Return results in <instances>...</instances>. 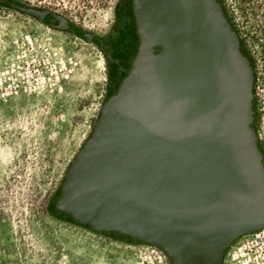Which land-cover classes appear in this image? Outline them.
Returning a JSON list of instances; mask_svg holds the SVG:
<instances>
[{
    "label": "water",
    "instance_id": "obj_1",
    "mask_svg": "<svg viewBox=\"0 0 264 264\" xmlns=\"http://www.w3.org/2000/svg\"><path fill=\"white\" fill-rule=\"evenodd\" d=\"M0 2L58 30L74 26ZM114 7L132 19L136 50L69 161L54 206L92 231L156 247L168 264H220L234 239L264 229L251 63L219 0Z\"/></svg>",
    "mask_w": 264,
    "mask_h": 264
},
{
    "label": "rangeland",
    "instance_id": "obj_2",
    "mask_svg": "<svg viewBox=\"0 0 264 264\" xmlns=\"http://www.w3.org/2000/svg\"><path fill=\"white\" fill-rule=\"evenodd\" d=\"M12 1L101 33L118 0ZM255 1L235 3L229 19L252 61L253 127L264 163V0ZM63 30L0 5V264H158L144 243L116 241L48 213L105 89L97 47ZM244 235L220 264H264V234Z\"/></svg>",
    "mask_w": 264,
    "mask_h": 264
},
{
    "label": "flooded vegetation",
    "instance_id": "obj_3",
    "mask_svg": "<svg viewBox=\"0 0 264 264\" xmlns=\"http://www.w3.org/2000/svg\"><path fill=\"white\" fill-rule=\"evenodd\" d=\"M233 1L234 0H224V2L222 3L221 10L226 21L235 31L239 44L244 50L240 36L238 35V32L234 29L229 19L230 10L234 9L233 5L235 3L239 4L240 2V0H235V2ZM255 2H261V0ZM0 5L4 7L7 6V4L1 2ZM36 10L40 11L41 9H36ZM112 12L113 15L110 24L101 33L86 31L76 27L75 25L73 27L68 28V30L78 35V37H80L81 39L90 40V43L95 45L99 53L101 54L104 65V75H105V89L102 95L103 101L109 95L114 93L118 83L120 82L121 78L124 76L125 71L129 67L130 61L133 57V54L137 46V38H136L132 19L126 14V12H124L120 8L115 9V7H113ZM44 16H45V20L47 22H51L52 25H55L57 23L51 17V13H45ZM253 126H254V122L252 120V122L249 124V127H253ZM255 143L258 150H260V145L258 144L257 138ZM57 198L58 195L57 197L54 198L53 195L51 194L47 202L48 213L54 214L57 217L64 219L68 215L60 210H57L54 206V203ZM117 237H121V236L117 235ZM121 239L124 241H129V242L134 241L135 243H139L138 240L129 236L121 237Z\"/></svg>",
    "mask_w": 264,
    "mask_h": 264
},
{
    "label": "trees",
    "instance_id": "obj_4",
    "mask_svg": "<svg viewBox=\"0 0 264 264\" xmlns=\"http://www.w3.org/2000/svg\"><path fill=\"white\" fill-rule=\"evenodd\" d=\"M7 7H9L8 5H7ZM221 7V6H220ZM10 8V7H9ZM45 24V23H44ZM46 25V24H45ZM53 28V27H52ZM65 30H68V29H65ZM65 30H63V31H65ZM244 52H245V54L247 55V53H246V51L244 50ZM248 56V55H247ZM248 59H249V61H250V63H251V69H252V87H251V93H252V98H251V106L253 107V109H254V89H253V86H254V73H253V66H252V61H251V59H250V57L248 56ZM253 122H254V118H253ZM262 163H263V158H262ZM264 164V163H263ZM68 166V165H67ZM67 166H66V168H67ZM66 168H65V170H66ZM64 170V171H65ZM62 179H63V175H62V178H61V180H60V182H59V184H58V187H57V190H56V192H57V195H58V193H59V187H60V184H61V182H62ZM57 195H56V197H57ZM55 198V197H54ZM50 214V213H49ZM51 216H53V217H55V218H57V219H61L62 221H65V222H68V223H71V224H74V225H76V226H79V227H82L83 229H85V230H87V231H90V232H93V233H95V234H98V235H104V234H106V233H108V234H112V236L113 237H109V238H112L113 240H116V241H122V242H125L124 240H122L121 239V237H125V235H122V234H120V233H117V232H113V231H107V232H95V231H92L91 229H89L86 225H83V224H78L77 222H75L73 219H71L70 217H66V218H64V219H62V218H60V217H57L56 215H54V214H50ZM117 235H119V236H121V237H117ZM240 237V236H239ZM239 237H237V238H239ZM236 238V239H237ZM235 240V239H234ZM233 240V241H234ZM232 241V242H233ZM231 242V243H232ZM230 243V244H231ZM227 248H225L224 250H223V252H222V256H223V253H224V251L226 250Z\"/></svg>",
    "mask_w": 264,
    "mask_h": 264
},
{
    "label": "built area",
    "instance_id": "obj_5",
    "mask_svg": "<svg viewBox=\"0 0 264 264\" xmlns=\"http://www.w3.org/2000/svg\"><path fill=\"white\" fill-rule=\"evenodd\" d=\"M263 234H264V229H261V230H254V231L248 232L246 233V236L250 238H256L259 235H263ZM241 236L244 237L245 235L244 236L241 235ZM148 247L150 248V254L152 258L156 259L158 264H168L164 254L159 249L151 245H148Z\"/></svg>",
    "mask_w": 264,
    "mask_h": 264
}]
</instances>
